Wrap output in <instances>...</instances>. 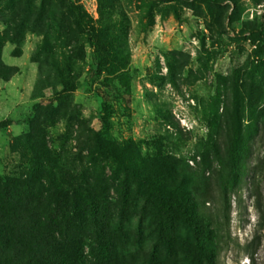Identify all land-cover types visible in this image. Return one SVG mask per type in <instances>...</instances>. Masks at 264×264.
Returning a JSON list of instances; mask_svg holds the SVG:
<instances>
[{"label":"rangeland","instance_id":"1","mask_svg":"<svg viewBox=\"0 0 264 264\" xmlns=\"http://www.w3.org/2000/svg\"><path fill=\"white\" fill-rule=\"evenodd\" d=\"M263 11L264 0H0V38H23L0 53L15 68L0 78V178L24 173L39 145L77 165L83 126L190 174L213 264H264ZM91 27L109 34L114 63L98 65Z\"/></svg>","mask_w":264,"mask_h":264},{"label":"trees","instance_id":"2","mask_svg":"<svg viewBox=\"0 0 264 264\" xmlns=\"http://www.w3.org/2000/svg\"><path fill=\"white\" fill-rule=\"evenodd\" d=\"M69 7L73 25L83 28L79 7ZM90 31L98 65L113 62L105 28ZM257 34L264 43L262 21ZM22 39L0 38V53L4 41ZM14 72L0 58V78ZM57 76L68 84L69 75ZM82 127L77 165L62 168L39 145L24 173L0 178V264H213L215 236L197 210L190 174Z\"/></svg>","mask_w":264,"mask_h":264},{"label":"built area","instance_id":"3","mask_svg":"<svg viewBox=\"0 0 264 264\" xmlns=\"http://www.w3.org/2000/svg\"><path fill=\"white\" fill-rule=\"evenodd\" d=\"M262 23H263V27H264V11L262 12Z\"/></svg>","mask_w":264,"mask_h":264}]
</instances>
